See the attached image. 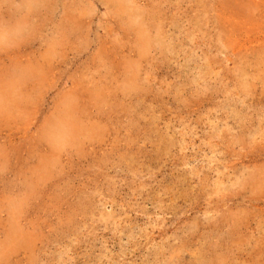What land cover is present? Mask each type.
<instances>
[{"label": "rangeland", "instance_id": "374dc122", "mask_svg": "<svg viewBox=\"0 0 264 264\" xmlns=\"http://www.w3.org/2000/svg\"><path fill=\"white\" fill-rule=\"evenodd\" d=\"M0 264H264V0H0Z\"/></svg>", "mask_w": 264, "mask_h": 264}, {"label": "bare ground", "instance_id": "6f19581e", "mask_svg": "<svg viewBox=\"0 0 264 264\" xmlns=\"http://www.w3.org/2000/svg\"><path fill=\"white\" fill-rule=\"evenodd\" d=\"M62 126V125H61ZM57 129V128H56ZM63 129V128H62ZM66 129V128H65ZM58 130V129H57ZM61 131V130H60ZM69 131V130H68ZM64 133V134H63ZM62 134H60L61 135V137L63 136V135H65V132H63ZM64 137H66V136H64ZM60 138V137H59ZM58 138V139H59ZM63 138V137H62ZM61 140V139H60ZM63 141H64V139H63Z\"/></svg>", "mask_w": 264, "mask_h": 264}]
</instances>
